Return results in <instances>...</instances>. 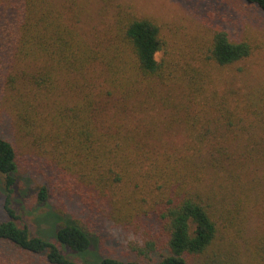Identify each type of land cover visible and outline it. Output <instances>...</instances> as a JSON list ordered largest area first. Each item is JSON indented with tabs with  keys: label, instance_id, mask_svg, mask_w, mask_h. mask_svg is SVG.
<instances>
[{
	"label": "trees",
	"instance_id": "1",
	"mask_svg": "<svg viewBox=\"0 0 264 264\" xmlns=\"http://www.w3.org/2000/svg\"><path fill=\"white\" fill-rule=\"evenodd\" d=\"M59 3L0 0L3 109L57 194L126 229L151 219V229L135 258H69L61 247L84 256L90 235L52 208L46 182L31 192L37 231L20 222L29 189L0 134V241L52 264H264V82L231 68L250 43L218 30L205 53L176 59L155 21L128 15L90 42ZM175 133L180 142L164 138Z\"/></svg>",
	"mask_w": 264,
	"mask_h": 264
},
{
	"label": "rangeland",
	"instance_id": "2",
	"mask_svg": "<svg viewBox=\"0 0 264 264\" xmlns=\"http://www.w3.org/2000/svg\"><path fill=\"white\" fill-rule=\"evenodd\" d=\"M67 8L69 15L75 14L76 27L88 41L110 36L114 30L117 15L146 17L160 26L165 42L166 56L184 58L182 54L205 53V47L218 30L226 31L231 40H244L251 45L250 57L236 63L253 72L264 82V10L246 0H56ZM164 51L157 57L165 56ZM230 68V69H231ZM0 101V134L12 141L16 147L19 176L29 189V198L17 206L20 222L37 231L34 219V192L36 186L46 182L50 186V205L59 208L76 221L90 235L91 252L75 255L61 247L64 254L77 261H93V256H117L135 258L137 247L144 243L150 232V221L142 220L131 224V228L117 226L101 215L92 214L75 198L64 199L59 192V182L47 169L35 164L36 156L27 148L12 125L10 116ZM172 142H180L181 135L164 136ZM34 159V160H33ZM0 176V220L6 219L3 210L4 194ZM27 195V197H28ZM17 198V197H16ZM64 199V200H63ZM259 224V223H258ZM0 264H52L44 254L32 253L8 241H0ZM156 264V260L152 261Z\"/></svg>",
	"mask_w": 264,
	"mask_h": 264
}]
</instances>
